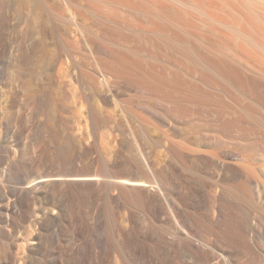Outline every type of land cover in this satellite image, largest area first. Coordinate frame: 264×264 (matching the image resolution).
<instances>
[{"label": "bare ground", "instance_id": "bare-ground-1", "mask_svg": "<svg viewBox=\"0 0 264 264\" xmlns=\"http://www.w3.org/2000/svg\"><path fill=\"white\" fill-rule=\"evenodd\" d=\"M5 31L34 108H48L54 86L78 77L84 90L148 91L164 105L142 98L122 107L131 140L120 142L123 155L106 141L113 160L99 153L106 169L91 177L92 192L79 194L103 193L109 233L98 234L85 210L82 225L80 204L62 202L33 176L25 189L39 192L34 200L29 193L22 215L29 230L13 225L12 206L2 208L5 234L20 242L0 251V264H264V0H0V43ZM139 39L148 46L142 58ZM86 59L91 67L81 68ZM88 131L76 133L80 148L98 149ZM112 203L128 209L127 225H115ZM58 221L89 232L88 252H53L47 230Z\"/></svg>", "mask_w": 264, "mask_h": 264}, {"label": "rangeland", "instance_id": "rangeland-1", "mask_svg": "<svg viewBox=\"0 0 264 264\" xmlns=\"http://www.w3.org/2000/svg\"><path fill=\"white\" fill-rule=\"evenodd\" d=\"M92 27L95 33H99V27ZM10 37L11 34L5 31L4 40L0 43L1 253L3 249L8 253L16 251L17 245H15V242H20V239H15L12 233L5 234L3 223L1 222V215L7 214V209L4 210L2 208L12 206L9 212L13 217V225L17 228L21 227L23 231H28L29 227L27 225L23 227L22 215L29 200L30 202L33 201L35 199L34 195L39 191L36 193L29 192L30 195L34 196H32V200L29 193H27L28 191L25 189V181L30 179V177L32 179L33 176L38 175L44 176L47 180L45 186L46 191L56 194L62 193V202H68L70 200L76 204H80L77 207L76 217H79V222L82 225L86 223L82 220V217L87 212L88 215H95L98 234L103 235L106 231L109 233L106 228L105 215L108 204L103 193L95 194L92 199L88 200L79 194L85 190L92 192L91 177L99 170L106 169L102 167L99 161V153L106 156L107 159L113 160L106 148V141L113 146L114 154L112 155H123L119 147L120 142L124 139L131 140L130 136L124 135L121 130L127 127L129 120L123 114L122 107H138L142 98L148 104H164L156 102L148 91H130L131 93L129 95L119 89L114 92H101L102 94H97L89 89L84 90L80 86V77H78L74 79L72 85L67 86L68 88L66 86L55 85L54 90L51 92L52 96L54 95L53 98L60 106L59 108L57 105L60 110L59 116L55 113V104H53L55 100L53 101L52 99L48 103V108L47 105L45 106L43 104L39 105L40 108L37 105L34 108V104H30L29 100H27L28 96L25 93L26 91L21 87L16 75V66L11 57H9V52L6 51L9 50L12 44ZM137 43L139 48L138 57L140 55L142 58V54H144L143 52L148 46L145 41L142 42L140 39ZM139 43L144 45H140ZM140 50L143 51L141 52ZM5 51L7 52L6 54L4 53ZM86 60L79 61L81 68L87 69L91 67L90 61ZM56 98L60 100L61 104ZM51 101H53V105H51ZM41 105H43L42 108L45 107L41 109ZM45 108L47 109L44 110ZM106 109L111 112L106 111ZM93 116L98 118L99 123L97 128L94 127ZM67 128L70 129L68 130ZM69 131L70 134L67 133ZM87 131L93 138L91 143L96 141L99 144L98 149L90 148L88 151H84L80 148V137L78 138L76 133L78 132L80 134L78 135L82 136ZM43 139L44 141L46 139L48 145L45 144L44 146L40 144L37 146V142H40L39 140L44 143ZM43 146L47 149L45 148L43 150ZM35 147L43 149L36 150ZM90 151L95 160L90 157ZM74 153L80 155L76 161L72 159ZM200 180L202 182L208 181L206 177H201ZM112 192L115 193V191ZM111 207L114 210L117 220L116 224H114L119 225L122 223L123 225H127L128 223L125 219L129 213L128 209L122 205L117 206L115 203H112ZM132 209L135 221L144 224L145 212L136 206ZM47 232L56 239V245L52 248L53 252L71 251L83 245L84 251L88 252V231L83 237L82 235L73 233L70 229H63L62 221H58L52 222ZM32 243L34 242H28L27 244L33 245ZM106 247L107 249L109 248L108 246ZM27 252L28 250L26 248ZM189 260L192 261L193 259L190 258ZM195 264H199V261H196Z\"/></svg>", "mask_w": 264, "mask_h": 264}]
</instances>
